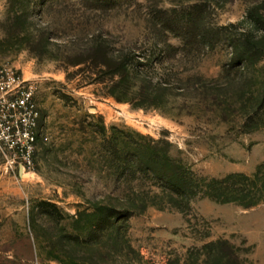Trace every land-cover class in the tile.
Segmentation results:
<instances>
[{
	"label": "rangeland",
	"instance_id": "rangeland-1",
	"mask_svg": "<svg viewBox=\"0 0 264 264\" xmlns=\"http://www.w3.org/2000/svg\"><path fill=\"white\" fill-rule=\"evenodd\" d=\"M108 2L0 0V68L35 86L40 135L30 171H7L0 153V264H186L219 240L246 264H264V200L246 208L199 193L182 210H103L131 188L152 186L127 171L129 146L143 137L162 142L172 162L211 186L264 171V111L257 109L264 58L233 65L226 39L262 34L247 17L253 0ZM231 25L215 49L195 35L196 26ZM99 38L116 51L133 49L156 82L183 89L157 106L109 96V82L83 61ZM244 184L245 194L254 192Z\"/></svg>",
	"mask_w": 264,
	"mask_h": 264
},
{
	"label": "trees",
	"instance_id": "trees-1",
	"mask_svg": "<svg viewBox=\"0 0 264 264\" xmlns=\"http://www.w3.org/2000/svg\"><path fill=\"white\" fill-rule=\"evenodd\" d=\"M247 17L260 27L262 34L259 37L242 34L240 38H226L234 48L232 64L244 67V69L256 65L260 59L264 58V0H253L247 10ZM194 18L195 15L192 14L185 17L187 22H189L188 19L194 21ZM231 29H234L233 25L221 28L212 27L202 32L196 26L195 30L198 34L195 32V35L197 37L200 35L204 44L215 49L217 44L223 40L220 37L228 34V30ZM87 50L83 58L84 63L88 62L98 71L100 83L109 82L108 95L118 101L130 102L139 107L157 106L167 93L183 89L169 82L161 80L156 82L145 70L146 58L136 56L133 49L116 51L107 41L99 38L94 39ZM136 59H143L144 62L135 66ZM242 74L243 72L240 73ZM218 88L220 87L216 85L210 89L215 93L214 101L220 95ZM258 94L261 101L257 109L264 111V90H260ZM162 145H164L162 142L143 137L129 146L132 153L127 171L133 180H137L134 177L138 173L149 180L152 186L148 188L144 186L140 189L131 188L130 194L125 199L112 198L109 200V206L103 208L104 211L131 216L143 213L149 207H158L162 210L170 207L182 210L199 193L217 201L239 202L246 208L253 207L264 200V171L253 179L245 177L243 180L235 181L229 178L222 182H213L214 185L211 186L206 180L193 178L182 166L172 162L168 156V149ZM245 182H251L254 192L245 194L246 189L242 188ZM227 186H237L239 189L230 191ZM195 254L198 258L195 259L194 254H191L186 264H246L226 240L212 242ZM201 257L204 260L201 261Z\"/></svg>",
	"mask_w": 264,
	"mask_h": 264
},
{
	"label": "built area",
	"instance_id": "built-area-1",
	"mask_svg": "<svg viewBox=\"0 0 264 264\" xmlns=\"http://www.w3.org/2000/svg\"><path fill=\"white\" fill-rule=\"evenodd\" d=\"M36 88L17 71L0 68V153L7 171L34 167L39 140Z\"/></svg>",
	"mask_w": 264,
	"mask_h": 264
}]
</instances>
